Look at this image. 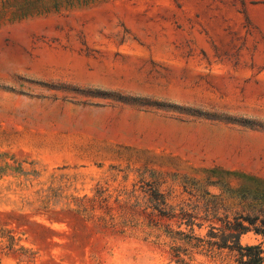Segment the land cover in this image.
Wrapping results in <instances>:
<instances>
[{
    "label": "rangeland",
    "instance_id": "1",
    "mask_svg": "<svg viewBox=\"0 0 264 264\" xmlns=\"http://www.w3.org/2000/svg\"><path fill=\"white\" fill-rule=\"evenodd\" d=\"M37 9L0 19V264H176L154 192L199 237L264 211V0Z\"/></svg>",
    "mask_w": 264,
    "mask_h": 264
},
{
    "label": "trees",
    "instance_id": "2",
    "mask_svg": "<svg viewBox=\"0 0 264 264\" xmlns=\"http://www.w3.org/2000/svg\"><path fill=\"white\" fill-rule=\"evenodd\" d=\"M48 2L69 5L73 0H3L0 2V19L6 18L11 21L15 9L26 8L30 4H35L37 10L45 12V5ZM8 167L10 165L5 154L0 153V179L5 176L2 172ZM150 198L155 202L152 210L158 216L177 220L175 221L176 230L169 224L164 227L165 238L170 241L164 244H167L165 246L168 248V255L176 264H184L186 259L193 261L195 254L193 250L205 248L227 251L233 264H264V248L260 244H242L240 240L247 233L264 236V211L254 216L238 215L232 220L225 215L217 222L210 223L204 237H199L195 235V230H200L203 225L194 223L192 216L187 213L169 214L156 207L164 205V199L159 192H154ZM7 233L10 234L9 231ZM1 238H3V232ZM8 240L13 241V237L8 235Z\"/></svg>",
    "mask_w": 264,
    "mask_h": 264
}]
</instances>
